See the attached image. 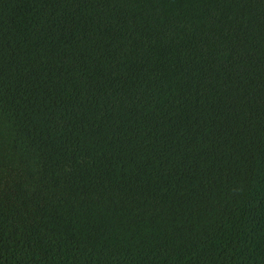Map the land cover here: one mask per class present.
I'll use <instances>...</instances> for the list:
<instances>
[{"label": "trees", "instance_id": "trees-1", "mask_svg": "<svg viewBox=\"0 0 264 264\" xmlns=\"http://www.w3.org/2000/svg\"><path fill=\"white\" fill-rule=\"evenodd\" d=\"M0 264H264V0H0Z\"/></svg>", "mask_w": 264, "mask_h": 264}]
</instances>
